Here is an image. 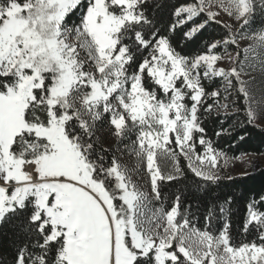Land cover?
Returning <instances> with one entry per match:
<instances>
[{"label":"snow or ice","instance_id":"1","mask_svg":"<svg viewBox=\"0 0 264 264\" xmlns=\"http://www.w3.org/2000/svg\"><path fill=\"white\" fill-rule=\"evenodd\" d=\"M222 14L235 30L200 48ZM258 15L264 0H0V228L15 230L0 264H264V196L247 205L242 230L255 239L246 241L228 221L208 230L231 196L209 208L203 230L191 204L165 196L177 180L196 192L218 186L229 157L205 126L228 107L217 80L225 92L240 85L247 123L264 120V99L242 79L257 64L264 73V22L251 30ZM182 43L198 50L185 54ZM105 126L131 141L149 192L108 157Z\"/></svg>","mask_w":264,"mask_h":264},{"label":"trees","instance_id":"2","mask_svg":"<svg viewBox=\"0 0 264 264\" xmlns=\"http://www.w3.org/2000/svg\"><path fill=\"white\" fill-rule=\"evenodd\" d=\"M154 3H177L183 0H153ZM188 3H193L195 0H187ZM154 13H160L159 9H153ZM165 12L168 10L165 9ZM70 15V20L76 17ZM264 22V16H257L255 23L252 25V31L260 30ZM231 30L223 23L214 24L212 28L205 33L199 47L202 48L204 42L211 37L220 39L227 35ZM185 54H194V50H198L195 45L181 44ZM241 60L244 59V53L240 47ZM228 53L236 55L237 49L228 45L226 49ZM226 82L217 80L215 86L221 92L220 104L228 107L220 108L219 115L216 118H205V126L207 128V136L211 138L213 145L218 149L226 152L228 157L236 158L242 155H254L256 157L264 156V126L254 123H247V113L245 106L249 104V100L245 99L238 92L239 84L233 82L231 89L228 92L224 91ZM227 97V99H224ZM215 116V112H214ZM221 128L224 134L216 136L215 133ZM244 136L243 140L239 136ZM100 139V144L107 150L108 157L115 156L113 150L108 147L104 141ZM107 158V157H106ZM181 167L186 168V162L181 159ZM189 177L191 174H188ZM221 179L218 186L212 192H196L191 187V179L186 181H173L165 192L166 205L172 202L173 196L179 194L183 204H191L192 212L195 216V226L200 229L207 227L205 216L208 214L209 208L213 205H221L228 197H232V202L227 205L228 212L220 214L218 210L212 219L210 231L214 235L218 234L223 228L226 221L230 222V232L237 241H246L247 239H255V237H246L243 233V223L247 216V205L252 201H258L261 196H264V166H257L256 169L247 174H229L220 175ZM219 217V218H217ZM15 240V230L11 225L0 228V258L10 261L13 250V242Z\"/></svg>","mask_w":264,"mask_h":264},{"label":"rangeland","instance_id":"3","mask_svg":"<svg viewBox=\"0 0 264 264\" xmlns=\"http://www.w3.org/2000/svg\"><path fill=\"white\" fill-rule=\"evenodd\" d=\"M76 14V17H74V19L72 20L73 24L79 22L80 12L77 11ZM220 22L225 24L231 31L235 30L233 29L232 19L226 14H222V16L220 17ZM248 43L249 41L246 40L241 41L240 47L242 48V50L248 46ZM228 54H230L232 57H235L234 53ZM223 66L226 68L230 67L227 58L225 59V63ZM246 71L250 72L251 75H243L242 79L246 83H248V86L252 90L253 99L257 102L261 101L262 99H264V73L261 72L258 64L246 69ZM253 77L255 78L254 82L252 80ZM253 107H256V105L253 104ZM256 122L264 126V120L257 119ZM98 134L100 135L104 143L113 150L115 157L119 160L121 165L129 169L131 173V181L135 183L140 190L146 193L149 192V176L146 170L137 163L136 157L131 151V141H117L115 137L110 135L109 131L107 130V126H105V128ZM158 163H160L159 160ZM259 165L264 166V156L256 157L254 155H242L236 158L229 157L226 165L224 164L223 159H221L218 165V170L219 175L225 173L239 175L250 173L254 171Z\"/></svg>","mask_w":264,"mask_h":264}]
</instances>
